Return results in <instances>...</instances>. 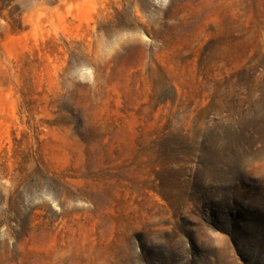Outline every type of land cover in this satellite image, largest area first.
Masks as SVG:
<instances>
[{"label": "rangeland", "instance_id": "374dc122", "mask_svg": "<svg viewBox=\"0 0 264 264\" xmlns=\"http://www.w3.org/2000/svg\"><path fill=\"white\" fill-rule=\"evenodd\" d=\"M0 170V264H264V0H0Z\"/></svg>", "mask_w": 264, "mask_h": 264}, {"label": "bare ground", "instance_id": "6f19581e", "mask_svg": "<svg viewBox=\"0 0 264 264\" xmlns=\"http://www.w3.org/2000/svg\"><path fill=\"white\" fill-rule=\"evenodd\" d=\"M108 8H109V6H108ZM108 8H107V9H108ZM138 15H139V14H138ZM0 172H1V170H0ZM8 182H9V181H8ZM6 185H8V184H6ZM3 188L5 189V187H3Z\"/></svg>", "mask_w": 264, "mask_h": 264}]
</instances>
